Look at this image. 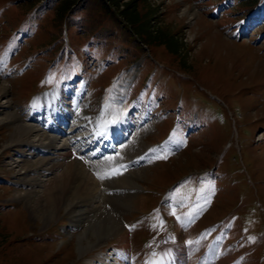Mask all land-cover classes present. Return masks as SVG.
Returning <instances> with one entry per match:
<instances>
[{
    "label": "rangeland",
    "instance_id": "1",
    "mask_svg": "<svg viewBox=\"0 0 264 264\" xmlns=\"http://www.w3.org/2000/svg\"><path fill=\"white\" fill-rule=\"evenodd\" d=\"M215 5L218 8L227 6L212 18ZM246 5L240 0H51L50 7L44 9L36 0H0V56L11 42L10 49H14L5 64L14 68L15 74L9 78L14 71L0 68V87H6L7 99L12 106L9 112L19 111L20 97L27 99L30 92L40 90L53 77H65L72 69L78 71L76 66L85 74L86 66L85 77L74 76L73 72L69 81L67 76L59 78L60 81L52 80L45 90L33 94L27 104L36 101L37 97L51 98L53 90L63 84L66 99L70 100L72 90L79 91L78 101L89 112L88 116H93L102 107H108L109 87L106 90L101 83L107 80L116 60L121 64L131 63L126 67L131 68L143 59L130 93L136 97L144 92L140 97L158 98L155 109L152 103L146 102H136L131 107L123 104L120 109L119 101L111 104L117 112L126 109L131 119L140 121L122 153L130 162L127 169L141 172L139 178L133 176L131 179L143 185V190L134 199L132 196L136 191L127 192L130 201L119 212L117 210L115 217L132 237L133 248L136 243L144 244L156 234L155 230L142 231L145 233L142 234L138 229L131 233L138 219H134L135 216L144 218L142 225L155 223L156 228L162 230L169 226V234L174 237L181 231L178 221L158 203L165 192L160 188L174 179L171 183L175 184L180 198L185 197L193 206L192 199L197 197L199 207L204 211L188 238H194L202 228L221 222L209 233L219 232L225 243L233 246L235 255L243 254L242 257L250 258L251 264H264V238H259L264 234L263 14L260 13V22L251 30V39L233 40L224 35L227 27L244 19ZM189 12H193L194 19L190 18ZM75 14L82 19L79 26L71 21L77 17ZM96 30H105L109 42L125 47L126 53L110 54L111 58L106 59L109 52L105 51L86 58L87 54L102 49H95V44H101V41L89 34ZM252 38L258 41L252 42ZM3 101L0 96V264H94L91 258L97 257L102 264L97 252L105 254L103 251L116 243L112 246L114 249L117 245L115 237H108L100 246L79 256L74 242L83 225H73L65 211L57 213L48 224L34 217L24 192L41 186L28 184L25 179L37 175L32 172L25 175L23 166L38 156L39 150L33 148L37 137L31 136L27 140L35 141L29 143L31 152H26L24 142L9 141L13 124L1 108L5 105L1 103ZM159 110L166 114L159 118L160 114L156 112ZM98 116L93 118L96 120ZM144 117L147 119L142 122ZM188 118L196 124L180 152V143L173 142L176 148L169 150L172 153L166 155L167 160L153 164L157 155L147 154L146 147L151 145L159 151L158 144L164 147L169 135L158 143L159 136L166 129L172 130L168 128L169 120L175 124ZM185 121L180 127L173 128L180 138L189 126ZM59 124L57 119L53 122L55 126L60 127ZM94 125L97 128V124ZM42 132L38 130V133ZM17 151L26 152V158H17ZM122 153L117 152L118 161L123 159ZM50 156L52 158L46 161L48 165H42L47 170L42 166L35 170L42 175V180L50 178L52 181L56 174L54 169L48 168L51 163L56 164L58 157ZM132 156L138 158L129 160ZM67 164V161L59 162V166L54 167L60 171ZM109 164L114 165L113 162ZM206 167L211 170L208 178L204 172ZM99 174L104 176L105 172ZM91 178L93 182L96 180ZM100 181L107 189L111 183H121L112 176ZM95 182L103 188L102 182ZM197 186L201 188L193 195V188ZM18 193H22L23 198H19ZM127 193L117 190L112 195L127 197ZM202 194L206 196L200 198ZM153 196L159 197L156 203H152ZM122 202L112 200L115 205ZM132 204L133 209L130 208ZM155 206L166 223L147 219L154 213ZM224 217H227L225 222ZM94 222L95 219L92 224ZM151 231L154 233L149 235Z\"/></svg>",
    "mask_w": 264,
    "mask_h": 264
},
{
    "label": "bare ground",
    "instance_id": "2",
    "mask_svg": "<svg viewBox=\"0 0 264 264\" xmlns=\"http://www.w3.org/2000/svg\"><path fill=\"white\" fill-rule=\"evenodd\" d=\"M193 15V12H191V19L195 18ZM128 71L130 72V70ZM129 72L123 75L117 82L116 87L114 88L115 92L121 91V89L130 80L131 75ZM124 80H126V82L122 83ZM0 96L1 99H4L1 103H5V105H1V108L5 109V112H7L6 116L10 119L9 122H12L13 124V132L10 134L9 141L16 143H31L32 140L29 142L27 141L29 137H37L36 145H34L33 148L36 151L39 150L37 152L38 156H35V160H31L30 163L23 166L26 172L25 175H29L31 172L32 175H37L35 177L29 176L25 179L29 181L28 184L33 186H37L38 184V186H41L40 189H31L24 192L26 195L24 197L27 199L26 203L30 207L31 212L34 214V217L39 218L41 223L48 224L55 218L57 213L60 214L62 211H65L73 225L77 227L81 225L84 226L82 231L77 234L76 241L74 242L75 251L79 256L100 246L102 241L106 240L110 236H113L117 241V245L113 249V253L107 255L106 253L103 254L102 252H97L101 258L102 264L133 263L134 261L129 257L127 232L115 218L117 210L119 212V209L124 208L127 202L130 201V194L127 193V197H123L116 194L112 195V193H114L113 189L119 191L123 189H130L133 186H138L136 181H132H134V178H139L138 173L141 172H133L130 170L121 172L119 175L114 176V180L118 179L119 182L121 180V183H111L109 184L108 189L105 185L103 188H100L99 183L95 182L96 180L93 182L91 178L92 176L85 168L82 158L73 157L69 153V147L73 145L81 153L88 151L89 153H87V156H89L90 153H95L98 149L96 146L97 142L100 144V147L105 146V149L103 150L107 151V146H111V143L109 142L113 136V128L107 126V122L112 126L113 124L115 125L116 123H113V121H115L113 116L118 115H112V118L114 119L113 121H110L107 118L109 115L108 113H104L106 118L104 120L101 115H99L96 120L95 118H92L88 127L90 128V131L88 133H82V129L87 125L86 121H82L81 124L79 123L80 129H76L78 132L70 131L73 129L72 127L67 130V126H65V124L60 120V117L64 114L63 112L66 110H61L63 114L57 118V120L60 121L59 125L62 127L55 125L51 127L58 132H50L48 129L43 128L41 130L43 132L40 134L38 133L39 129L36 126V123L32 121L23 123L16 113L8 111V109H11L12 106L10 99H7V89L5 86L0 87ZM76 112L77 111H75V113ZM82 113L86 114V111L81 110L76 114L82 115ZM95 123L97 124V128H95ZM61 131H65L67 137L59 145H55L54 139ZM103 140H106L107 142H102ZM50 155L58 157L56 164L50 162L51 167L48 168L54 169L56 174L54 178H52V181L50 178L42 180L40 179V176L42 175L36 173L35 170L38 171L43 168L42 165L52 158ZM105 158L117 159V157L113 156V153L109 152L104 156L101 155L96 159H93L94 167L98 170H100V167H109V160ZM64 161H67L68 164L64 166L62 170L57 171L54 166L58 167L59 162L62 164ZM40 166L42 167L39 168ZM114 169L117 168H112L111 172H114ZM133 176L134 178L131 179ZM22 180L24 181V179ZM37 180H42V182H37ZM116 185H125L127 188H121ZM108 191L112 193L109 194ZM18 197L23 198L22 193H18ZM112 200L123 202L115 205L112 203ZM108 205L112 206L108 207ZM94 219L95 222L92 224V220Z\"/></svg>",
    "mask_w": 264,
    "mask_h": 264
},
{
    "label": "snow or ice",
    "instance_id": "3",
    "mask_svg": "<svg viewBox=\"0 0 264 264\" xmlns=\"http://www.w3.org/2000/svg\"><path fill=\"white\" fill-rule=\"evenodd\" d=\"M113 123H115V121H113ZM112 174H116L115 172H113ZM98 178L99 179H104L105 178V176H103V175H98Z\"/></svg>",
    "mask_w": 264,
    "mask_h": 264
}]
</instances>
